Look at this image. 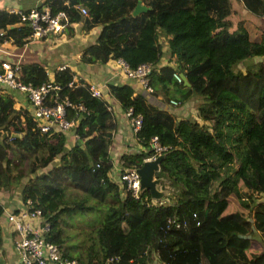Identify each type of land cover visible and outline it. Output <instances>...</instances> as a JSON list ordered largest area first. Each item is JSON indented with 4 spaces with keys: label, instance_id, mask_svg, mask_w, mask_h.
<instances>
[{
    "label": "trees",
    "instance_id": "16d2710c",
    "mask_svg": "<svg viewBox=\"0 0 264 264\" xmlns=\"http://www.w3.org/2000/svg\"><path fill=\"white\" fill-rule=\"evenodd\" d=\"M142 2L147 9L136 14L137 0H44L36 8L65 12L58 32L70 35L77 23L85 32L100 26L81 61L150 63L148 94L183 109L200 97L198 117H179L130 83H107L122 109H131L129 119L141 115L134 137L142 148L122 153L121 169L139 167L157 135L168 146L157 176L169 194L154 200L145 189L135 196L113 180L103 147L116 129L107 99L91 95L88 83L69 85V66L49 70L26 59L19 61L22 81L53 79L60 98L84 106L65 112L77 121L79 138L67 146L64 132H40L30 103L16 107L1 87L0 185L19 186L27 177L21 196L41 210L46 238L88 264H264V0ZM20 11L0 9V41L21 47L31 40ZM25 155L27 172L14 174ZM92 212L101 220L82 239L78 228L65 227L66 216Z\"/></svg>",
    "mask_w": 264,
    "mask_h": 264
},
{
    "label": "crops",
    "instance_id": "0c3cea01",
    "mask_svg": "<svg viewBox=\"0 0 264 264\" xmlns=\"http://www.w3.org/2000/svg\"><path fill=\"white\" fill-rule=\"evenodd\" d=\"M44 0H0V9L12 12L20 10H30L33 7L41 4ZM240 12H243L241 9ZM100 26L93 27L90 31L85 32L81 29L79 23L74 24L73 33L70 35L66 31L58 33H47L42 36L32 37L27 43L19 47L12 43L8 38L5 41H0V61H40L44 64L46 69L55 70L59 65L66 64L74 70V79L77 82L95 83L102 90V96L108 101V110L111 112L116 123V129L113 131L112 140L109 143H104L103 147L108 151L112 163L109 175L113 180L120 181L119 172L121 169L120 156L125 152L139 151L141 145L134 137V131L130 124V119L127 113L122 109L117 98L108 92V82L114 83H130L135 91H140L146 95L152 102L160 107L173 111L179 117L184 116L186 108L173 107L161 99L158 95L156 97L148 94L145 87L137 79L126 77L119 63L115 59H110L104 64L86 63L80 60L82 48L95 40ZM15 100V106L27 105L29 107V100L22 92L7 88ZM147 91V92H146ZM182 109V110H181ZM76 124V122H75ZM75 124L73 126H75ZM71 127L69 132H64L67 135L66 145L70 146L74 142H78V136L72 134ZM68 136L73 142L69 143ZM25 170L27 172L29 164L24 162ZM51 164L43 168L42 171L47 170ZM22 167V168H24ZM45 169V170H44ZM19 170L18 163L13 169L15 174ZM27 178V177H26ZM24 177L21 179V184H8V186L0 185V262L1 264H19V256L15 250V240L18 238V232L13 229L8 221L7 214L16 211L23 206L21 196V187L24 183Z\"/></svg>",
    "mask_w": 264,
    "mask_h": 264
},
{
    "label": "built area",
    "instance_id": "2783aa9c",
    "mask_svg": "<svg viewBox=\"0 0 264 264\" xmlns=\"http://www.w3.org/2000/svg\"><path fill=\"white\" fill-rule=\"evenodd\" d=\"M81 10L85 12L84 8H81ZM20 14L21 19L28 21L31 26L32 37L60 31L66 24L67 17L63 10L52 13L47 6L42 9L33 7L28 13L20 11ZM8 39L11 40V38ZM116 60L126 77L140 81L148 92L152 90L148 85L147 78L152 64L141 63L135 68H130L123 59ZM66 66V64H61L57 69H63ZM1 67L0 88L19 90L26 95L30 103V110L36 121L35 127L40 132H69L77 121L66 118L67 108L78 107L83 110V105H74L68 97L60 98L58 90L62 87L53 79L36 86L30 82L22 81L19 78V61H4L1 62ZM75 83L80 82L75 81L73 77L68 84ZM87 88L93 96L102 95L101 88L95 83H88ZM126 113L127 116H130L131 109ZM130 124L132 130L137 131L141 125V115L132 117ZM149 148L151 149V155L146 159H152L164 153L168 146L162 144L157 135H153L149 138ZM119 178L124 183L126 190H129L135 196L139 195L140 177L136 168L120 169ZM7 218L13 229L18 232V238L15 240V250L19 256V264H88L84 260L65 255L56 243L46 238L49 225L44 222L41 210L34 207L30 199L23 201V206L18 210L9 212Z\"/></svg>",
    "mask_w": 264,
    "mask_h": 264
},
{
    "label": "water",
    "instance_id": "95a60500",
    "mask_svg": "<svg viewBox=\"0 0 264 264\" xmlns=\"http://www.w3.org/2000/svg\"><path fill=\"white\" fill-rule=\"evenodd\" d=\"M147 9V6L142 0H137V3L133 9V14L139 11ZM184 83L188 84L187 78L184 74H181ZM76 128L72 129V134H75ZM165 153L159 154L152 159H145L143 163L136 168L140 177V192L147 189L150 192L152 199L160 200L162 197L169 194L167 188H160L161 182L165 179L161 176H157V172L160 170V162L164 158Z\"/></svg>",
    "mask_w": 264,
    "mask_h": 264
},
{
    "label": "rangeland",
    "instance_id": "374dc122",
    "mask_svg": "<svg viewBox=\"0 0 264 264\" xmlns=\"http://www.w3.org/2000/svg\"><path fill=\"white\" fill-rule=\"evenodd\" d=\"M244 12V11H243ZM243 12H239V15H243ZM163 41V48L165 49V41L162 39V37L160 38ZM164 58H166V54H163ZM200 101V97L196 96L191 98V100H189L187 102V115H191V116H197L198 117V112L196 109V106L198 104V102ZM69 140L68 142L72 143L74 139H72L70 136H68ZM21 160H18V166L19 169L25 171V164H23L24 162H26L27 164H29L30 159L28 158L27 155L22 156L20 158ZM25 166V167H24ZM24 167V168H22ZM42 169H40L39 171H42ZM45 170V169H44ZM26 179V177H24V180ZM76 192H70V195H76ZM66 219L68 222H66L65 227L67 228V230L71 231L72 229H79L80 230V236L81 239L83 238V236L85 234H87V232L92 229V227L96 224L99 223L101 220V213L100 212H92L90 214H80L77 215L76 218H71V217H67ZM89 229V230H88ZM64 233L65 235H68L67 232H65V228H64ZM156 261V260H155Z\"/></svg>",
    "mask_w": 264,
    "mask_h": 264
}]
</instances>
